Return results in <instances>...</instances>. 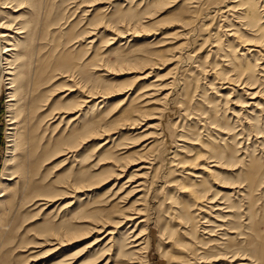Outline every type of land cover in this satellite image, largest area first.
<instances>
[{"label": "rangeland", "instance_id": "374dc122", "mask_svg": "<svg viewBox=\"0 0 264 264\" xmlns=\"http://www.w3.org/2000/svg\"><path fill=\"white\" fill-rule=\"evenodd\" d=\"M22 1L15 0L16 10L2 20L14 23V31H26L15 61L19 81L27 86L23 102L33 105L35 153L14 159L5 80L0 83V190L12 177L5 175L7 169L18 170L20 176L32 174L36 188L30 195L43 194L50 201L37 206L27 198L15 213L4 214L11 220L4 233L11 231L13 238L6 246L11 251L0 263L136 264L144 256L143 264H264V46H254L264 36V0H240L261 16L254 24L242 10L217 12L225 4L235 6V0ZM194 4L198 7H191ZM191 10L199 18L184 30L178 20H191ZM145 15L152 19L134 24ZM158 19L165 20L147 26ZM205 23H211L208 31ZM188 30H193L192 38L185 49L190 54L200 50L192 59L175 49L184 42L179 34ZM201 36H208L207 44L197 41ZM244 40L253 44L243 45ZM144 50L161 51L155 66H143L145 72L142 63L123 57L141 56ZM174 54L182 56L174 60ZM144 74L148 76L139 78ZM229 77L241 78L240 86L224 82ZM246 82L252 85L245 87ZM156 84L164 87L161 94ZM127 87L132 98L148 89L146 93H155L153 100L166 92L171 95L162 104H151L161 113L151 110L137 127L114 124L108 135L79 139L78 148L63 152L78 131L96 127L97 119L107 128L139 102L122 108L117 102L123 92L77 110L58 109L86 98L87 89ZM74 116L78 118L72 121ZM150 146L148 157H141ZM202 165L215 168L216 175L210 176L199 168ZM122 167L125 170L118 169ZM196 171L203 176L188 174ZM119 173L123 176L117 179L114 174ZM134 175L133 182H126ZM65 182L89 185L70 193ZM140 182L142 191L129 192ZM186 185L207 189L209 199L195 202L184 192ZM1 201L0 211L11 203ZM136 207H144L146 215L117 224L122 215L117 209ZM141 218L146 221L134 233L147 228L143 255L133 246L138 242L127 240ZM95 220L105 224V232L114 233L99 241L105 232L90 231Z\"/></svg>", "mask_w": 264, "mask_h": 264}, {"label": "bare ground", "instance_id": "6f19581e", "mask_svg": "<svg viewBox=\"0 0 264 264\" xmlns=\"http://www.w3.org/2000/svg\"><path fill=\"white\" fill-rule=\"evenodd\" d=\"M20 1H22V0H20ZM145 1L146 0H141L140 4L144 3ZM22 2H24V0ZM234 2H236L235 6L234 5L230 6V5H226L225 4V6H224L225 10H223L224 9V8H222L223 6H220L218 8L217 12H219V11L226 12V11L231 10V9L233 11L242 10V11H244L243 13L245 14V17L247 19H249L250 22L253 23V24L256 22V20L258 21L261 18V16L259 18L258 14L256 12L252 11L251 8H247L245 2H241L240 0H235ZM15 3H16L15 0H0V83H3L6 80L7 84H9L7 86V90H8L7 94L9 96V98L7 99V101H8V106L7 107H8V111H9L10 117H11V119H10L11 121L9 123V128H8L9 132L8 133H9V137H10V142L12 143V146L14 147V152L15 153L13 155H15V154L18 155V156L17 155L14 156V159L16 160L18 157L21 159L22 156H24L25 158L26 157L29 158L35 153V151H34V147H35V145H34V136H35V132H36V129H35L36 127L34 126V127H32V129H30L31 107L33 105H32L30 100H28L27 103L23 102L24 98L28 97V92L24 93V91L27 88V86L24 83L19 81L18 65L16 66V61H15L16 57L18 59V55H19L18 54V48H17V45L19 43L18 42L19 38L22 37V34H25L26 31H24L22 27L19 28L16 31H14V26H13L14 23L11 24L10 22H8V20H6V21L2 20L4 18L7 19V17L5 15L8 13V11L9 12H13L14 10H16V9H14V7H16ZM191 7H198V6H197V4H194ZM190 12L192 13L191 20H183V21L182 20H178L179 22H182V24L185 25L184 30L186 29L187 25L192 24L195 20H197L199 18V14L198 13H195V11H193V10H191ZM146 19H152V16L150 17L149 15H145V17L138 18V19H136L134 24L136 23L135 25H137V24H140V23H145ZM164 20L165 19L155 20V21L149 23L147 26H149V25L153 26V25L161 24V21H164ZM204 25H205V29L207 31L211 28V26H210L211 23H209V24L205 23ZM229 26H231V25H229ZM2 28H5L6 31H1ZM235 29H233V30H235ZM8 30H11V31H8ZM192 31L193 30H188L187 32H184L183 34H179L180 38L181 37L184 38V42H182L179 47L175 48L176 50L177 49H182V51H184L183 53L184 54L186 53V58L187 59H192L197 53L200 52V50H199V51H197V53L190 54L189 53L190 49L189 48L185 49V47H184L185 43L188 42V40L192 36V33H191ZM14 32H15V35L11 34V33H14ZM225 33H226V30H225ZM210 35H211V33L208 36H210ZM227 35H229V34H227ZM165 36H168V35H164L163 37H165ZM208 36L197 37V41H199V42L203 41L204 42V41H206V39H208ZM221 38H222V36H221ZM240 39H241V37H240ZM203 42L201 43V45L203 44ZM242 42H243V40H242ZM244 42L245 43L243 45H249V44L252 45L253 44V43L248 42V40H244ZM205 44H207V43H205ZM261 45L264 46V36L261 38V40L259 41L258 44H254V46H261ZM217 46H218V44H217ZM248 50H250V49H248ZM135 55L133 56L131 54V56H130V54H126L123 57L130 59L129 61L136 60V62L142 63V65L141 64H139V65H141V67H142V69H141L142 72H145V71H143V69H145V68L147 69L148 66H155L156 65V60H159L161 58V51L144 50L143 54H141V56H135ZM180 56H182V55L174 54V55H172V58H174V60H177V59H179ZM3 60H5V61L2 62ZM143 66H145V68ZM214 73H216V72H214ZM147 76H148V74H144L143 76H141L139 78H146ZM224 77H223V79H224ZM238 77H240V76H238ZM241 80H242L241 78H230L229 77V79L225 78L224 82L230 83L231 85L235 84V86H240ZM220 81H221V79H220ZM251 85L252 84H248L247 82L245 83V87L246 86L250 87ZM156 86H159V85L156 84ZM162 89H164V87L163 86H159V89H158L157 93L161 94L160 91H162ZM109 90H111V91H108V89H107L106 91L101 92V91H98V90H95V89H90V90L87 89L86 90L87 93L85 92V97L86 98L82 99L81 101H77V103H75L71 107L66 108V106H62L58 110H59V112H63V113L67 112L68 109L71 110V109L76 108L75 110H77V109L82 108L84 105H86V103L92 102L95 99H98L96 101V103H103L104 101H106L108 99V97H111L112 95L120 94V93H123V92H125L126 95L123 97V99H121L120 101L117 102L118 105H120L123 108V107H125L128 104L127 107H125V108H128L135 101L139 102V104L134 106V107H132L131 110L130 109H125L120 114V116H118L117 118H114L112 120V122H113L112 125L107 127V128H102V126H101V122H103V119H97L95 121L96 127L92 128V129L90 127L87 129V127H86V129L84 131L82 130V131H78L77 133H75L74 134L75 136H73V137H75V139L73 141L71 139H70L71 141L69 140L70 142L67 143L68 146L62 148L63 152L66 151V150L70 151L72 147H77L78 148L80 146V144H81L80 142H78L79 139L92 138V137L98 136V135H108L112 131V129L115 128L116 126L118 127L119 124L121 125L120 127H123V128L125 126H127V125H130L131 128H134L135 126L137 127L141 123L140 120H144L145 117H148V116L152 115V113L150 112L151 110H155L156 113L157 112L161 113L162 109H159L158 107H155V109H153L154 107H152L151 104H162L161 101L163 99H166L169 96V94H170V92H168V93L166 92L161 97L153 100V99H150V98L154 97L155 93H150V94L146 93V92L149 91V89L148 90H144V91H140L133 98H132V93H131V90H132L131 87H127L124 91H122V89H121V91H119V90L118 91H116V90L112 91V89H109ZM1 91H2V88H0V94H1ZM258 92H260V91H257V92H255L253 94V98L257 95ZM147 99H149V100H147ZM145 100H147V101L144 102ZM142 102H144V103H142ZM95 106H96V104H95ZM100 106L102 107V104ZM55 113H57V112H55ZM77 118H78V116H74V117L71 118V120L74 121ZM114 124H115V127L113 126ZM133 139L135 140L136 138H133ZM67 141H68V139H67ZM107 142H109V141L106 140L104 142H100L99 147L105 146V144H107ZM152 147L153 146H150L149 148H146L147 150H145L142 154H140L141 157H143V158H145V156L148 157L146 154H148L152 150ZM122 148H124V147H122ZM197 157H198L197 159H200V155H198ZM121 158H126V156H123ZM143 158H141V159L144 160V161L147 160V158L146 159H143ZM15 160H14V162H15ZM17 160H19V159H17ZM38 162H39V160H38ZM146 162H150V161L148 160ZM209 162H212V161H209ZM203 165L200 166L199 168L207 171L209 173V175L212 176V177H214L216 175L215 173H216L217 170L215 168H208L207 167V169H205L206 167L203 166ZM212 166L213 167H218L219 165L213 164V165H211V167ZM17 168H18V166H17ZM118 169L119 170H125L123 167L122 168H118ZM9 171L10 170L7 169L5 175H10L12 177H10L9 179H6V180L9 181L8 184H5L6 187L2 188L0 190V199H4V201H1L2 203L5 204L6 201L9 202L11 200V203H10L9 207L8 208H3L4 206H2L1 208H3V209H2V211H0V260L2 258H4V255H5L6 252L8 253V252L11 251V249L7 248L6 246L11 241V238H13L12 236H9L11 231H8L6 234L4 233V231H7L8 226L10 227V224H11V220H8V218L6 219L4 214L8 215L11 212L15 213L14 210H15V208L17 206H19L18 204L24 203V201L27 198H29V200L31 201L30 205L38 204L37 206L42 204V203H38L41 200L50 201L49 198L43 197L42 196L43 194H39L38 193L37 195H35L36 197H33L32 195H30V191L35 187L32 174H31V176H29L27 173H24V174H21V176H20L19 175L20 172L18 170L14 171L12 173H9ZM28 173H29V171H28ZM122 173H119V175H115L114 174V176H116L117 179H118L121 176H123V175H121ZM188 174L191 175V176H194L196 178H199V177L203 176L202 172H199V171L192 172V173L188 172ZM135 175L130 177L126 182H128V183L129 182H133L137 178V176H135ZM140 176L141 175H138L139 178H141ZM65 183H66V185L63 184L64 188L70 190L71 191L70 193H78L79 191L82 190V188L85 187V185H89L87 183L86 184L70 183V182H68V183L65 182ZM115 184H117V183L115 182ZM143 184H144L143 182H140V183H138V184H136L134 186H131L133 188L129 192L137 193V192L142 191L144 189L143 188L144 187ZM123 188L124 187L122 186L118 191L114 192L113 199L117 198V196H118L117 194L120 193ZM184 192H187L191 196V198H193V200L195 202H202V201H205V200L207 201V199H209L208 196L206 195V194H208L207 193L208 192L207 189L199 190V189H196L195 187H193L192 185L191 186L186 185V186H184ZM142 197L143 196H139L138 198L141 199ZM140 202H141V200H140ZM139 204H144V203H139ZM204 207H205V205H204ZM199 209L201 210V208H199ZM116 211H118L119 213L122 214L121 215V220L117 222L118 225L123 224V221L124 222L125 221H134V220L136 221V219L138 217H140V215L141 216L142 215H146L144 207L143 208L136 207L134 209L132 208V210L121 209L120 208V209H117ZM10 215H12V214H10ZM10 215H9V217H10ZM145 221H146L145 218L139 219L135 223L134 227L130 230V234L127 237V240L130 239L129 243L138 242V243H135L133 246L137 247L136 252L139 255H143V253L146 252V248H147L148 243H147L146 237L143 238V236H146V234H148V231H147V228L146 229H142L140 231V233H138L137 235H135L134 232L136 231V227L142 226L141 224L143 222H145ZM12 222H13V220H12ZM93 224H94V226L90 228L91 232H98V233L105 232L103 230V228L105 227V224H103L101 222V220H95V223H93ZM113 233H114V231L108 230L98 240L100 241V240L106 239L109 235H112ZM76 234L77 233H75L74 235L77 236ZM110 240H111V238H110ZM143 257L139 256L138 258L140 260L136 261L135 263L136 264H143V262H142L143 261L142 260ZM109 259L111 261L112 257L110 256ZM0 264H5V260H3Z\"/></svg>", "mask_w": 264, "mask_h": 264}]
</instances>
